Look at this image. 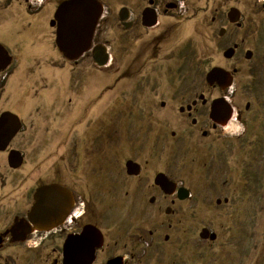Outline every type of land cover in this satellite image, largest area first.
<instances>
[{
    "label": "rangeland",
    "instance_id": "obj_1",
    "mask_svg": "<svg viewBox=\"0 0 264 264\" xmlns=\"http://www.w3.org/2000/svg\"><path fill=\"white\" fill-rule=\"evenodd\" d=\"M22 2L0 0V44L18 61L0 75V107L8 103L22 128L9 143L23 159L21 167L10 166L11 210L28 208L39 184L82 194L80 181L101 177L103 204L90 206L105 213L96 263L122 254L123 264H264V15L236 0L241 25L229 26L228 0H187L167 56L153 58L136 46L121 54L119 27L112 26L105 38L114 54L99 68L87 57L67 60L55 48L54 29L41 23L44 11H28ZM234 44L235 53L224 58ZM215 66L236 68L234 85L210 89L203 77ZM199 93L226 96L248 127L234 114L225 133L232 139L213 133L202 145L197 127L177 112ZM245 128L249 143L237 139ZM125 157L143 167L138 176L126 177ZM158 172L189 195L163 197L148 186ZM203 228L214 239L200 238ZM50 241L10 249V264H51Z\"/></svg>",
    "mask_w": 264,
    "mask_h": 264
},
{
    "label": "flooded vegetation",
    "instance_id": "obj_2",
    "mask_svg": "<svg viewBox=\"0 0 264 264\" xmlns=\"http://www.w3.org/2000/svg\"><path fill=\"white\" fill-rule=\"evenodd\" d=\"M65 1V0H64ZM100 8L99 17L94 27L93 34L91 36V41L89 47L83 52V54L75 60H70L75 62L82 57H87L93 65L101 68L109 65V61L112 59L114 54L113 46L111 40H108V32L112 26H118L119 32L121 34L119 45L122 47L121 54L124 51L130 50L131 47H139L136 52H143L147 48L148 53L153 58L160 56L161 54L167 56V52L171 46V43L177 42L179 37V32L177 25L174 23L180 22L184 18V4L187 0H93ZM230 5H227L226 19L229 22V26L239 27L241 25V12L236 7V0H228ZM247 5L257 9V13H262L264 15V0H245ZM63 2V0H23V5L26 6L28 11L43 12L44 18L41 23H47L50 28L54 29L55 35V20L54 14L58 6ZM236 10L238 12V20L236 22H231L228 14ZM212 18V17H211ZM173 20V21H172ZM214 20V18H212ZM172 21V22H171ZM173 23V25H172ZM261 26H264V18L262 19ZM224 29V28H221ZM132 31V32H131ZM131 32V33H129ZM141 32V33H139ZM178 33V34H177ZM53 35V36H54ZM177 40V41H176ZM11 41V40H10ZM9 42V41H8ZM130 42V45L128 44ZM54 43L55 36H54ZM183 44L180 45L182 49ZM57 47V46H56ZM55 47V48H56ZM234 53L238 46L234 44ZM2 44H0V75H2L7 69H11L17 64V59H15V53H10ZM58 50V48H57ZM116 50V51H117ZM59 51V50H58ZM16 52V51H15ZM60 52V51H59ZM251 55L250 50H246ZM63 54V53H62ZM246 54V53H245ZM64 55V54H63ZM233 55V54H232ZM249 55V56H250ZM65 57V56H64ZM27 59V58H26ZM28 60V59H27ZM96 61H105L106 64L99 66ZM47 71V69L45 70ZM36 72L32 70L29 73ZM236 68L232 69L230 79V85H234V75L236 74ZM6 73V72H5ZM5 73L2 78H5ZM263 75V74H262ZM264 77V76H263ZM262 77V78H263ZM263 88H264V80ZM1 82V81H0ZM207 84V83H206ZM208 85V84H207ZM229 85V86H230ZM210 89H222L226 88L219 87L216 83L208 85ZM161 95L165 96L167 92V87H162ZM8 91V89H7ZM262 92V91H261ZM263 94V93H262ZM263 101V102H262ZM262 109H264V98L262 99ZM167 102L164 100L159 101V106L165 107ZM252 104L247 101L244 103V111L249 112L252 109ZM177 112L180 116L184 115L185 120L189 122L190 126L197 127L196 131L199 132L202 145H206L209 140L207 138L215 133L219 137L225 140L228 138L225 135L226 129L231 126L232 119L235 118L233 115L237 114V120L243 122L248 127L247 120H242V111L238 109L234 104L227 101L226 96H221L218 98L212 97L208 98L204 93H199L197 96L194 94L185 105H179ZM21 119L17 117L11 110L9 104H3L0 107V167L5 171L0 173V264H10V249H27V248H37L43 243L50 241L52 242V251L55 257L51 259V264H62V248L65 241L69 238H75L81 235L85 227L92 226L101 235V243L98 247L94 249V258L91 264H98L99 253L104 248V233L103 228L100 226V222L104 221L105 213H94L91 211L90 206H98V202L103 204L104 195H100L104 188L106 180L99 178H85L80 181V186H82V194L73 192L71 189L62 185L68 191H70L71 201L67 215L64 217L61 224L51 229H45L42 222L31 223L28 219V213L30 207L33 204V192L36 188L42 185H56L53 183L39 184L34 188L31 193V203L28 208L24 210L16 211L11 210V199H10V178L9 171L12 163H17L20 160V166L22 165V156L18 155V151L10 147V142L14 136L21 130V124L19 125ZM241 135L237 136V139L249 143V130L246 129ZM171 136L175 135L174 131H171ZM209 145V144H208ZM19 157L14 160V157ZM125 174L127 178L138 176L143 167L134 160L133 157H125L123 159ZM135 163L138 166L137 174L128 173L126 164ZM159 173V172H158ZM157 174V173H156ZM156 176V175H155ZM167 176V175H166ZM169 179V178H168ZM170 180V179H169ZM95 186L94 191L99 192L97 195L91 193V182ZM172 181V180H171ZM174 182V181H172ZM176 185L174 193L167 195L162 192V190L155 186L154 177L152 182L147 184L152 186L154 189L160 191L163 197L175 196L178 198V189L181 188ZM101 192V193H100ZM128 195V191L125 192ZM144 193H142V197ZM21 202V199H20ZM19 202V203H20ZM24 206V205H23ZM102 206V205H101ZM11 213H14L11 218ZM16 224H19V226ZM28 225V226H27ZM37 242V243H36ZM116 243V242H115ZM148 245V243H145ZM116 260L118 264H123L122 254H115L108 256L100 264H107L111 260Z\"/></svg>",
    "mask_w": 264,
    "mask_h": 264
},
{
    "label": "water",
    "instance_id": "obj_3",
    "mask_svg": "<svg viewBox=\"0 0 264 264\" xmlns=\"http://www.w3.org/2000/svg\"><path fill=\"white\" fill-rule=\"evenodd\" d=\"M54 12L56 48L64 54L67 60H75L90 45L91 36L99 17V5L93 0H63ZM228 17L231 22H236L238 12L232 10ZM232 54H234V47L231 46L221 55L226 59H230ZM249 55L250 53L246 52L244 56L248 59ZM96 63L99 66L106 64L105 61H96ZM203 78H205L208 85L216 83L219 87L226 88L230 85L232 76L230 71L215 66L209 69ZM19 163L20 160L11 165L16 167ZM126 165L128 173L137 174L138 166L135 163ZM154 184L167 195L174 193L176 187V184L163 173L156 174ZM177 192V199L180 200L189 195L183 187L179 188ZM33 193L34 201L28 213L29 221L33 224L36 222L46 224L43 226L46 230L61 224L69 210L68 206L72 197L70 191L62 186L49 184L39 186ZM17 225L19 226V224ZM82 231L81 235L69 238L63 244L62 264H91L94 258V249L101 243V235L92 226H87ZM198 236L214 239L215 235L203 228ZM107 264L118 263L113 259Z\"/></svg>",
    "mask_w": 264,
    "mask_h": 264
}]
</instances>
